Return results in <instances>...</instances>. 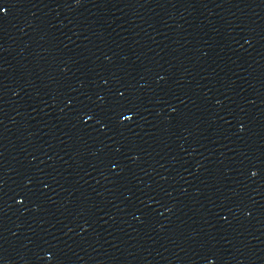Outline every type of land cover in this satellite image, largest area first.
Returning a JSON list of instances; mask_svg holds the SVG:
<instances>
[{
    "label": "water",
    "instance_id": "95a60500",
    "mask_svg": "<svg viewBox=\"0 0 264 264\" xmlns=\"http://www.w3.org/2000/svg\"><path fill=\"white\" fill-rule=\"evenodd\" d=\"M0 264H264V0H0Z\"/></svg>",
    "mask_w": 264,
    "mask_h": 264
}]
</instances>
